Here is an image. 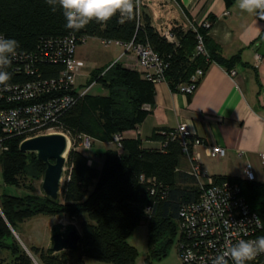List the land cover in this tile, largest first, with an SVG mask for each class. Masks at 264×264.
Returning a JSON list of instances; mask_svg holds the SVG:
<instances>
[{"label": "trees", "instance_id": "16d2710c", "mask_svg": "<svg viewBox=\"0 0 264 264\" xmlns=\"http://www.w3.org/2000/svg\"><path fill=\"white\" fill-rule=\"evenodd\" d=\"M56 9L53 12L46 0H0V34L19 41L17 52L35 51L44 39L66 37H74L79 45L83 37L148 45L165 66L164 81L176 93L183 85L198 86L212 64L230 71L238 58H223L219 46L209 38L213 18L207 28H174L175 42H169L152 26L142 7H136L133 17L123 22L117 13L107 23L92 21L80 30L67 29L63 10L59 5ZM197 37L202 39L205 55L196 52ZM40 69L46 77H55L63 66L41 65ZM197 70L202 75L192 82ZM20 81L26 82L27 78L22 76ZM94 81L106 93L98 96L89 92L78 98L57 123L59 131L71 141L58 201L36 195L32 186L33 181L42 179L46 167L35 153L21 152L19 145L34 135L7 137L0 128L1 146L6 149L0 151L1 180L5 186L28 193L0 194V249L13 257L10 262L0 260V264H84L87 257L106 264H136L138 252L127 239L141 224L147 229L144 264L162 259L177 233L179 241V212L199 199L201 189L190 170L181 168L187 156L181 138H171L173 130L154 134L153 138L162 144L161 150L143 149L139 141L125 139L121 150L112 145L101 154L100 168L89 164L84 154L87 150L79 149L82 137L91 138L92 145L95 141L110 143L114 134L135 130L147 113L143 104L151 102L152 83L119 61L94 70L86 85ZM192 142L193 138L187 140L190 152ZM210 177L215 184L238 185L250 210L259 217L260 234L264 236V183L223 175ZM37 215H64L77 220L78 248L56 253L51 246H31L34 258L28 255L11 229L17 232L20 224Z\"/></svg>", "mask_w": 264, "mask_h": 264}, {"label": "crops", "instance_id": "0c3cea01", "mask_svg": "<svg viewBox=\"0 0 264 264\" xmlns=\"http://www.w3.org/2000/svg\"><path fill=\"white\" fill-rule=\"evenodd\" d=\"M142 9L156 31L163 24L199 27L213 18L209 38L223 58L238 56L231 69L236 75L230 77L225 68L212 64L190 96L172 92L165 81L152 84L151 102L143 104L150 105L151 111L135 130L122 133L124 139L139 141L143 149L161 150L154 134L186 124L203 141L196 152L208 176L243 178L244 166L250 165L254 180L264 183V20L242 11L237 0H142ZM111 45L116 56L106 66L117 60L130 68L133 54L120 58L123 45ZM215 145L225 149L224 157L208 155L207 149ZM111 147L109 142L95 141L84 154L89 164L100 168L101 154ZM181 168L190 170L187 158Z\"/></svg>", "mask_w": 264, "mask_h": 264}, {"label": "built area", "instance_id": "2783aa9c", "mask_svg": "<svg viewBox=\"0 0 264 264\" xmlns=\"http://www.w3.org/2000/svg\"><path fill=\"white\" fill-rule=\"evenodd\" d=\"M140 7H142V0L137 8ZM210 24L208 21L202 26L207 28ZM178 26L184 30H196V27L192 25L186 27L163 24L158 26L157 32L167 41L175 42L172 30ZM197 38L196 52L205 55L202 39ZM86 40V37L80 38V44H84ZM114 43L118 42L101 40V44L105 47ZM78 45L74 37L44 39L35 51L17 52V55L12 58L11 65L6 69L11 73L8 86H0L2 133L7 137L30 135L36 137L51 134L52 131L62 133L59 131L60 126H57L59 118L77 102L78 98L87 95L96 86L94 81L77 89V79L81 74V63L76 57ZM123 48L124 52L120 58L126 54H133L134 63L131 66L142 75L143 79L152 84L164 81L165 66L148 45L129 43L124 44ZM50 64H60L63 69L55 77H46L40 66ZM227 74L234 77L236 72L230 70ZM200 75L202 72L197 70L192 77V82ZM22 76L27 78L26 82L20 81ZM196 88L197 85L194 83L183 85L180 87V93L193 94ZM143 109L148 112L152 108L145 104ZM170 135L171 138L176 136L181 138L183 151L190 161V174L198 180L201 189L199 199L184 205L179 212L180 237L177 249L181 264H211L212 258L222 250L226 241L231 240L235 243L239 239L249 240L261 236V221L258 225L253 220L258 216L250 210L238 185L230 182L215 184L213 179L206 174L200 155L196 152V148L203 144L202 139L195 136L186 124H180ZM189 138H193L190 144L191 152L189 143H187ZM123 140V135L116 133L110 143L117 150H121ZM1 141L0 151L6 150L1 146ZM91 146L92 139L82 137L80 148L88 150ZM207 151L212 158L225 156V149L220 145L211 146ZM262 159L264 163V155ZM243 179L254 181L250 165L244 166ZM189 250L193 253L191 259L186 258ZM229 264H234V262L229 259ZM247 264H264V253L257 255Z\"/></svg>", "mask_w": 264, "mask_h": 264}, {"label": "rangeland", "instance_id": "374dc122", "mask_svg": "<svg viewBox=\"0 0 264 264\" xmlns=\"http://www.w3.org/2000/svg\"><path fill=\"white\" fill-rule=\"evenodd\" d=\"M114 45L105 47L101 44V41L97 38H87L84 44L78 45L76 48V56L80 61L81 65V74L77 79V88L81 89L82 86H85L91 80V73L99 68L106 67L110 59H114L116 55L112 54ZM113 61V60H111ZM117 61V60H116ZM115 62V61H114ZM113 63V62H112ZM131 69L132 66H130ZM93 70L90 74L89 72ZM91 94L100 95L105 94L100 86H94L91 91ZM55 132H51L53 134ZM46 135V134H45ZM68 137V136H67ZM69 140V150L71 148V141ZM93 146V145H92ZM95 148V146H94ZM83 150L82 148H79ZM90 151H86L89 153ZM65 169H67L65 164ZM65 181V171L62 178V185ZM41 179L32 182L34 191L36 195L44 196L40 190ZM5 193L9 195H22L28 194L24 190H19L13 187L5 186L1 180L0 175V194ZM63 224V225H74L78 232L80 233V227L77 223V220L70 219L64 215L60 216H46V215H37L24 223L20 224L17 227V232L14 231L18 237L17 241L21 244L24 250H27L30 255L33 257L30 252V247L35 246L39 248L49 249L51 246V229L52 227ZM128 243L136 248L138 256L136 259V264H144V259L147 252V229L145 224H141L134 229L127 239ZM178 233L175 236L172 244L170 245L167 254L160 260H156L155 264H181L178 255ZM26 252V251H25ZM12 255L9 251L0 249V260H6L7 262L12 261ZM34 258V257H33ZM35 261V260H34ZM36 263V262H35ZM84 264H106L104 262L95 260L93 258H84Z\"/></svg>", "mask_w": 264, "mask_h": 264}, {"label": "clouds", "instance_id": "9594fccd", "mask_svg": "<svg viewBox=\"0 0 264 264\" xmlns=\"http://www.w3.org/2000/svg\"><path fill=\"white\" fill-rule=\"evenodd\" d=\"M140 0H46L55 12L56 5L63 10L66 20L65 27L71 30L85 28L90 22L107 23L117 13L121 21L131 19ZM237 5L242 11L256 14L264 20V0H237ZM20 47L19 41L0 35V86L7 87L11 80V73L6 69L11 65L12 58L17 55ZM259 225V217H254ZM261 253H264V236L255 239H239L235 243L231 240L225 242L222 250L212 258L211 264H229V259L234 264H247ZM193 253L189 250L187 259Z\"/></svg>", "mask_w": 264, "mask_h": 264}, {"label": "water", "instance_id": "95a60500", "mask_svg": "<svg viewBox=\"0 0 264 264\" xmlns=\"http://www.w3.org/2000/svg\"><path fill=\"white\" fill-rule=\"evenodd\" d=\"M19 150L35 153L37 159L45 164L40 190L52 201H58L61 195L62 178L65 171L69 140L62 133L40 135L22 141ZM12 234L18 239L16 233ZM80 243V233L74 225L58 224L51 229V248L53 252L76 250ZM28 255L30 253L25 250ZM31 256V255H30Z\"/></svg>", "mask_w": 264, "mask_h": 264}]
</instances>
